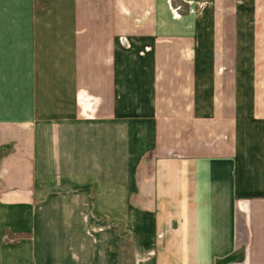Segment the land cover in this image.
I'll use <instances>...</instances> for the list:
<instances>
[{
	"label": "crops",
	"instance_id": "1",
	"mask_svg": "<svg viewBox=\"0 0 264 264\" xmlns=\"http://www.w3.org/2000/svg\"><path fill=\"white\" fill-rule=\"evenodd\" d=\"M90 219L264 264V0H0V264H90Z\"/></svg>",
	"mask_w": 264,
	"mask_h": 264
},
{
	"label": "rangeland",
	"instance_id": "2",
	"mask_svg": "<svg viewBox=\"0 0 264 264\" xmlns=\"http://www.w3.org/2000/svg\"><path fill=\"white\" fill-rule=\"evenodd\" d=\"M167 1L169 4L171 3V0ZM107 11H109V7H107ZM174 12L172 16L174 18L179 17L176 9H174ZM101 16H103V14ZM121 42L122 44L125 43L124 38L121 39ZM129 228L128 221L123 223L120 220L106 221L101 219V221H97L95 219H90L89 228L87 229L90 240L89 252L87 254L90 264H132L140 253L136 255V252L132 250L133 245L130 242L129 236H125ZM157 237H160V235ZM72 256L81 259L82 256L84 257L86 255L85 253L81 254V252L74 251ZM257 259V252H248L239 249L233 255L218 264H257Z\"/></svg>",
	"mask_w": 264,
	"mask_h": 264
}]
</instances>
